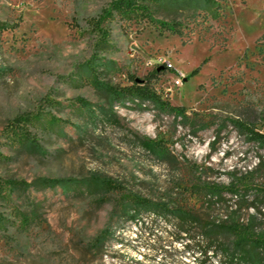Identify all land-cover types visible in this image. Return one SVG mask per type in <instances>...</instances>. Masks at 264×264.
Wrapping results in <instances>:
<instances>
[{
  "label": "rangeland",
  "instance_id": "rangeland-1",
  "mask_svg": "<svg viewBox=\"0 0 264 264\" xmlns=\"http://www.w3.org/2000/svg\"><path fill=\"white\" fill-rule=\"evenodd\" d=\"M114 1L0 0V183H23L0 201V215L9 222L0 227V264L201 259L185 252L174 229L154 218L138 226L115 220L114 237L102 252L92 251L90 242L107 225L111 204L100 207L79 189L35 187L41 179L83 180L98 173L127 192L204 218L221 220L236 208L247 217L253 206L264 213V142L240 127L264 135V0H215L221 7L216 21L182 14L178 19L189 26L184 39L161 35L142 15L122 17L113 12ZM107 63L109 71L99 66ZM164 69L153 87L184 108L186 119L140 101L101 110L107 105L94 76L124 88L132 77L145 80ZM25 115L40 116L29 126L40 152L26 149L9 130ZM147 141L160 142L170 159L159 161ZM207 183L235 184L238 195L225 190L209 213ZM23 215L33 216L30 224L22 225Z\"/></svg>",
  "mask_w": 264,
  "mask_h": 264
},
{
  "label": "trees",
  "instance_id": "trees-1",
  "mask_svg": "<svg viewBox=\"0 0 264 264\" xmlns=\"http://www.w3.org/2000/svg\"><path fill=\"white\" fill-rule=\"evenodd\" d=\"M111 7L113 12L122 17L134 18L142 15L144 20L156 25L161 35L170 33L181 39L188 35L185 29L189 26L183 24L178 16L186 13L204 22L216 21L221 17L220 3L215 0H115ZM107 15H111V12H107ZM158 16H163L165 19H159ZM99 66L107 71L111 69L109 63ZM164 71L165 69L154 70L145 80L132 77L131 85L124 88L94 76L92 84L107 105V108L101 110L112 112L117 105L126 106L129 102L140 101L141 104H152L159 113L172 114L177 119H186L184 108L172 106L153 87V81ZM79 103L91 109V105L86 101L79 100ZM39 120L38 115L19 116L9 125L14 137L23 138L22 145L26 149H34L38 152L41 151L40 147L31 135L29 126H33ZM240 127L245 129L253 140L264 142V135L246 125L240 124ZM145 146L161 162H167L171 157L169 150L160 142L147 141ZM34 186L44 189L61 188L64 192L79 189L94 197L100 203V207L111 204L107 225L90 242L89 247L92 251L102 252L114 237L115 220L124 218L138 226L145 224L146 219L154 218L174 229L175 241L185 252L201 257L198 264H264V213L260 207L253 206L254 213L247 217L242 215V208H236L221 220L211 216L204 218L194 210L127 192L112 178L98 173H93L83 180L41 179L35 182ZM29 187L31 185H27L26 189ZM22 188L23 183L8 182L7 185L0 183V201L7 202L12 192ZM235 188H238L235 184L227 188L215 183H207L204 190L210 202L206 210L212 212L225 190L229 189L237 196L238 190ZM32 217L23 215L20 219L22 225L30 224ZM7 223L8 220L0 215V227H5Z\"/></svg>",
  "mask_w": 264,
  "mask_h": 264
},
{
  "label": "built area",
  "instance_id": "built-area-1",
  "mask_svg": "<svg viewBox=\"0 0 264 264\" xmlns=\"http://www.w3.org/2000/svg\"><path fill=\"white\" fill-rule=\"evenodd\" d=\"M177 85H178V86H182V85H183V81H182V80H178V81H177ZM126 107H127V106H126ZM126 107L123 108V110H126Z\"/></svg>",
  "mask_w": 264,
  "mask_h": 264
}]
</instances>
